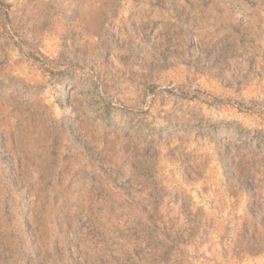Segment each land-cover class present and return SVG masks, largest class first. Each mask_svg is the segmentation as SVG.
Listing matches in <instances>:
<instances>
[{"label":"rangeland","instance_id":"1","mask_svg":"<svg viewBox=\"0 0 264 264\" xmlns=\"http://www.w3.org/2000/svg\"><path fill=\"white\" fill-rule=\"evenodd\" d=\"M0 264H264V0H0Z\"/></svg>","mask_w":264,"mask_h":264}]
</instances>
